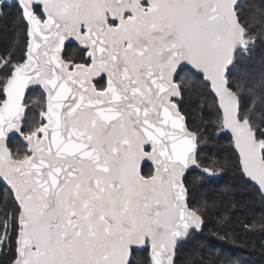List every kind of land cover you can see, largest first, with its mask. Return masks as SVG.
Masks as SVG:
<instances>
[{"label":"snow or ice","instance_id":"snow-or-ice-1","mask_svg":"<svg viewBox=\"0 0 264 264\" xmlns=\"http://www.w3.org/2000/svg\"><path fill=\"white\" fill-rule=\"evenodd\" d=\"M253 8L0 0L17 29L0 47V264H176L205 224L188 178L225 171L217 138L264 201V74L233 73L264 43V0ZM37 89L38 113L25 100ZM192 93L198 125L181 106ZM244 227L264 234V215Z\"/></svg>","mask_w":264,"mask_h":264},{"label":"trees","instance_id":"trees-1","mask_svg":"<svg viewBox=\"0 0 264 264\" xmlns=\"http://www.w3.org/2000/svg\"><path fill=\"white\" fill-rule=\"evenodd\" d=\"M259 0H242L240 14L250 15ZM11 16L0 20V47L6 46L16 35ZM66 55L77 57L78 49H66ZM235 76L264 74V43H257L250 52L238 54ZM29 110L38 113L43 103L40 90H32L26 98ZM182 108L190 125L200 123L204 101L195 93L185 96ZM211 156L225 171L218 178L198 180L197 172L188 178L189 202L204 211L205 224L177 250L176 264H264V234L246 230L248 221H258L264 215V201L255 188L245 185L236 171V155L228 137L217 138L209 146ZM225 237L221 239V237ZM143 253H140L141 258Z\"/></svg>","mask_w":264,"mask_h":264},{"label":"water","instance_id":"water-1","mask_svg":"<svg viewBox=\"0 0 264 264\" xmlns=\"http://www.w3.org/2000/svg\"><path fill=\"white\" fill-rule=\"evenodd\" d=\"M241 1L242 0H239V4L241 3ZM32 90H30L28 93H26V97H25V100H26V98L28 97V95H29V93L31 92ZM219 177V175L218 176H216V177H212L211 179H213V178H218ZM201 232H197V234H200ZM185 243V242H184ZM184 243H182V244H180V245H183ZM179 245V246H180Z\"/></svg>","mask_w":264,"mask_h":264},{"label":"rangeland","instance_id":"rangeland-1","mask_svg":"<svg viewBox=\"0 0 264 264\" xmlns=\"http://www.w3.org/2000/svg\"><path fill=\"white\" fill-rule=\"evenodd\" d=\"M38 90V89H37Z\"/></svg>","mask_w":264,"mask_h":264}]
</instances>
